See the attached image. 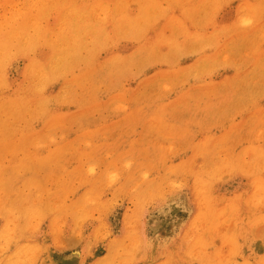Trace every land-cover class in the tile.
Here are the masks:
<instances>
[{"label":"rangeland","instance_id":"1","mask_svg":"<svg viewBox=\"0 0 264 264\" xmlns=\"http://www.w3.org/2000/svg\"><path fill=\"white\" fill-rule=\"evenodd\" d=\"M0 264H264V0H0Z\"/></svg>","mask_w":264,"mask_h":264}]
</instances>
